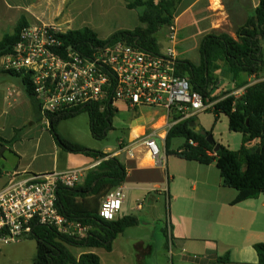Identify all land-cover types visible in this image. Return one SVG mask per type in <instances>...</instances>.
I'll list each match as a JSON object with an SVG mask.
<instances>
[{"label": "crops", "instance_id": "crops-1", "mask_svg": "<svg viewBox=\"0 0 264 264\" xmlns=\"http://www.w3.org/2000/svg\"><path fill=\"white\" fill-rule=\"evenodd\" d=\"M98 2L104 10V0H49L48 5L55 17L63 15L57 26L66 25L69 29L78 30L94 27V20L83 16H87ZM259 3L260 0H182L173 24L177 30L175 52L178 59L198 64L201 61L200 46L203 39L212 32L225 33L235 38L236 30L254 14ZM40 7V4H35V0H0V42L6 34L14 33L22 18L26 19L28 25L49 24L43 21L45 15ZM163 32H166L164 36ZM168 34L169 27H165L157 36L159 44H167L165 49L171 46ZM261 44L264 52V41ZM218 66L214 74L216 80H220V70L227 71L223 62H218ZM226 75L224 82L227 90L239 98L246 88L240 85H253L264 80V65L258 77L241 73L233 79L228 71ZM9 90L15 91L12 99L7 98ZM37 102L27 95L20 78L0 72V137L11 142L8 146H0V192L15 179L72 169H81L86 174L95 170L101 162L59 148L49 128L41 121ZM116 109L131 111L123 103H119ZM164 114L163 111L152 124L151 130L160 128L159 133L164 131L163 126L167 120ZM221 116L225 115H219L218 120ZM59 127V134L69 140L59 131ZM146 133V126H136L128 141H121L123 147ZM162 136L158 141L166 152L167 134L163 133ZM224 146L229 148L228 145ZM3 148L5 150L1 154ZM134 150L135 158H131L127 150H121V147L115 152L103 153L116 157L126 167L128 174L122 186L125 192L131 193L135 205L140 202V198L158 201L163 193L167 201H173L174 206L171 203L170 218L167 219V236L164 229L163 235L135 232L125 238V230L114 240L109 252L103 248L67 246L76 258L85 253H94L102 264H163V261L167 264L166 258L171 256L176 259V264H219L218 259L228 256L229 260L226 259L223 264H258L254 245L264 243V194L257 199L232 205L238 192L222 186L220 171L217 167V172L214 170L215 164L201 165L178 157L186 166L174 170L170 169L169 160L165 157L163 164L159 165L141 145H135ZM189 191L196 196H190ZM143 211L144 208L136 209L140 214ZM193 212L196 218L202 219L201 223L193 221ZM142 219L144 223L140 222L136 228L148 226L144 214ZM25 240L28 238L16 244ZM99 250L104 252L99 253Z\"/></svg>", "mask_w": 264, "mask_h": 264}, {"label": "trees", "instance_id": "trees-1", "mask_svg": "<svg viewBox=\"0 0 264 264\" xmlns=\"http://www.w3.org/2000/svg\"><path fill=\"white\" fill-rule=\"evenodd\" d=\"M128 10L141 9L139 21L141 26L133 31H118L110 38L100 39L91 28L85 27L59 34L63 50L73 48L83 55H90L93 50L106 45L124 42L152 53L160 52L158 34L165 27L174 24L175 13L182 0H123ZM22 18L13 34H6L0 42V57L10 54L19 40L21 30L27 26ZM264 0H260L254 14L235 32V38L225 34L212 32L202 41L200 46L201 61L198 64L190 61H178L177 71L189 79L192 88L201 93L205 99L211 100L216 89L217 80L214 72L219 69L218 62H223L227 71L236 79L241 73L258 77L264 65ZM0 72L18 77L27 95L36 102L29 79L25 75ZM244 94L236 98L229 91L227 97L215 105L216 122L219 115L229 120V130L242 135L239 150L233 151L220 144L216 152V144L207 140L213 130L205 131L206 135L197 132L190 125L195 117L173 126L165 139L166 154L175 155L186 161H194L201 165L215 164L220 171L222 186L238 192L232 205L246 200L257 199L264 194V80L253 85L243 83ZM38 103V102H37ZM87 112L92 136L101 140L113 129V119L118 111L107 108L100 113L96 107L88 111L72 115L51 118L49 131L55 142L64 152L80 154L101 161L95 170L86 173L84 181L74 187H59L57 190V208L59 212L72 220H78L92 229L85 239L79 240L61 235L49 226L37 222L32 224V232L28 239L34 240L37 254L33 264H102L94 253H85L76 258L67 246L82 248H103L111 251L114 240L125 230L140 224L136 216H123L114 221H105L99 217L101 201L112 190L123 185L127 178L126 167L116 158L100 151L88 149L78 143L63 138L58 132L61 121ZM184 139V144L177 152L170 150L173 139ZM11 142L0 137V146H8ZM167 236V229H165ZM258 256V264H264V243L254 245ZM228 256L217 260L223 264ZM229 260V259H228Z\"/></svg>", "mask_w": 264, "mask_h": 264}, {"label": "built area", "instance_id": "built-area-1", "mask_svg": "<svg viewBox=\"0 0 264 264\" xmlns=\"http://www.w3.org/2000/svg\"><path fill=\"white\" fill-rule=\"evenodd\" d=\"M60 28L48 24L25 26L10 54L0 57L5 73L25 75L39 103L41 121L49 128L51 118L72 115L96 107L100 113L123 103L131 111L152 108L164 111L162 133H149L123 147L135 158L139 144L157 164H163L158 140L180 122L196 117L209 107V100L195 91L189 79L178 74L175 52L177 30L169 27L171 46L159 53L117 42L83 55L73 48L63 50ZM14 90L7 92L12 99ZM123 147V148H122ZM86 177L81 169L15 179L0 192V250L27 239L37 222L74 239H85L91 227L62 215L57 208L59 187L74 188ZM121 185L101 201L99 217L114 221L125 202ZM142 203L136 205L141 210Z\"/></svg>", "mask_w": 264, "mask_h": 264}, {"label": "rangeland", "instance_id": "rangeland-1", "mask_svg": "<svg viewBox=\"0 0 264 264\" xmlns=\"http://www.w3.org/2000/svg\"><path fill=\"white\" fill-rule=\"evenodd\" d=\"M86 1L91 2L92 0ZM48 3L49 0H35V4H40V10L45 15L43 21L45 23H49L48 25L55 24L54 26H57L58 23L61 22L63 15L60 14L58 17H55L56 15L49 9ZM104 3V10L101 9V6L98 2L94 9L88 12L87 16H85V14L83 16L84 18L87 17L90 20H94L95 24L92 29L95 33H97L100 39L108 38L118 31H133L135 28L141 26L139 21V15L142 11L141 9L132 11L128 10L126 8V3L123 0H104ZM57 27L63 32L73 30L66 27V25ZM165 34L166 32H163L162 36ZM166 47L167 44L164 42L160 43L161 50H165ZM226 74V70H220L218 72L220 80H217V88L214 89L211 94L212 101H209L210 107L205 112H202L195 117V123L197 126L203 127L206 131L213 130V136L217 143L228 145L231 150L237 151L240 149L242 144V135L229 131L227 117L221 116V118L216 122V117L214 115L215 105L224 100L229 92L226 88V82H224V80L227 78ZM161 114H163V111L152 108H142L139 111H127L125 109L119 110L113 119V129L109 131L108 135L104 139L101 140H97L92 136L87 112L80 113L75 117L61 121L59 124V131L68 137L69 140L71 139L75 143H78L88 149L100 152H115L120 150V142L122 140L125 139L128 141L129 136L132 134V131H134L136 126H146V130L149 133L151 131L152 124L161 116ZM137 132L140 131L137 130ZM183 142L184 141L181 138L173 140L170 150L177 152ZM158 143L161 148L163 158L165 157L166 160H169L170 169L173 168L174 170H181L186 166V163L180 161L175 155H169L166 157L167 154L165 152L164 146L161 142L158 141ZM166 163L167 161H165V165ZM214 170L217 172L216 166H214ZM170 186L171 184L169 187ZM189 193L190 196H196V194H192L191 191H189ZM124 194L126 195V203L122 206V209L118 214V218L133 215L139 219L141 224H143L145 221L142 219L144 214V217H147L148 219L146 222L149 223L148 226L143 228L132 227L127 229L125 238L129 234H133L135 232H141L142 234L148 235L152 233L154 235L157 233L163 235L164 229L167 228V219L169 220L170 218L171 203L174 206L173 201H167L164 193L159 198L157 196L158 201L151 199L143 200V198H140L139 203H142V208H144L143 214H140L139 212H136V205L132 200L133 196H131V193L124 191ZM193 203L196 204L195 201H193ZM192 219L198 223L202 222L200 217H195V212H193ZM98 252L102 253L104 251L99 250ZM35 257L36 242L30 239L19 244H13L4 247L0 250V264H33ZM154 259L156 258L154 257ZM154 262L155 260H153V263ZM166 263L176 264V259L172 258L171 256H167Z\"/></svg>", "mask_w": 264, "mask_h": 264}, {"label": "water", "instance_id": "water-1", "mask_svg": "<svg viewBox=\"0 0 264 264\" xmlns=\"http://www.w3.org/2000/svg\"><path fill=\"white\" fill-rule=\"evenodd\" d=\"M190 126L192 128H195V130L197 132H201L202 135H206V132L205 131H201V128L199 126H197L195 122H192ZM207 140H208V142L210 144H216V147H215V151L216 152L220 149V144L215 141L213 134H209L207 136ZM4 150H5V148H3V150L1 151V154L3 153Z\"/></svg>", "mask_w": 264, "mask_h": 264}]
</instances>
